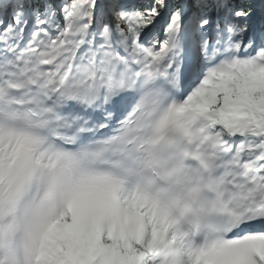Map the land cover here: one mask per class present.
Here are the masks:
<instances>
[{"label":"snow or ice","instance_id":"snow-or-ice-1","mask_svg":"<svg viewBox=\"0 0 264 264\" xmlns=\"http://www.w3.org/2000/svg\"><path fill=\"white\" fill-rule=\"evenodd\" d=\"M0 264H264V0H0Z\"/></svg>","mask_w":264,"mask_h":264}]
</instances>
